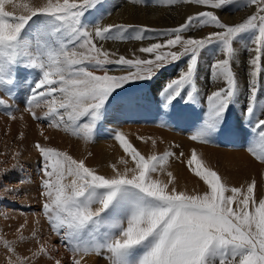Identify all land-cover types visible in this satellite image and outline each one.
Here are the masks:
<instances>
[{
	"label": "snow or ice",
	"instance_id": "6c2138e0",
	"mask_svg": "<svg viewBox=\"0 0 264 264\" xmlns=\"http://www.w3.org/2000/svg\"><path fill=\"white\" fill-rule=\"evenodd\" d=\"M233 2L179 0L196 10L176 26L152 29L133 24L96 23L90 27L87 16L100 0L26 2L20 5L24 10L20 15L5 10L6 4L16 6L18 0H0V91L12 97L18 76L32 75V80L25 81V110L33 119L48 121L50 127L63 125L65 131L90 139L107 107L118 97L121 106L141 99L121 97V92L138 82L155 80L169 65L180 61L185 67L158 90L157 109L168 117L178 102L199 104V61L214 47L211 77L223 86L204 98L202 123L191 136L194 141L207 142L223 129L239 98L234 60L236 45L247 36V98L242 113L249 135L254 137L248 151L264 162V118H260L264 104L257 102L264 73V0H243L244 6H254L255 11L229 23L218 13ZM159 3L171 7L177 0ZM208 27L212 30L205 32ZM130 29H135L133 35H127ZM127 39L156 42L139 47L132 58L110 52L99 43ZM41 104L47 105V111L37 115L33 109ZM0 107L13 116L12 106L2 97ZM113 135L125 155L118 161L122 169L117 163L110 165L111 174H100L83 159L54 147L38 141L34 145L42 158V212L51 232L73 254L71 264H81L89 254L103 256L107 264H264V197L257 199L255 179L240 187L229 186L217 170L205 166L195 149L186 160L183 152L171 150L145 155L121 131ZM129 158L132 167L128 166ZM170 158L185 163L206 190H178L172 172L167 173V182L155 178ZM17 167L18 163L11 169L0 168V179ZM26 223L17 229V242L30 239L23 234ZM31 239L36 240L35 250L20 256L16 242L0 237L12 254L9 264H37L41 258L62 264L51 255L49 244L39 240L36 230Z\"/></svg>",
	"mask_w": 264,
	"mask_h": 264
},
{
	"label": "rangeland",
	"instance_id": "374dc122",
	"mask_svg": "<svg viewBox=\"0 0 264 264\" xmlns=\"http://www.w3.org/2000/svg\"><path fill=\"white\" fill-rule=\"evenodd\" d=\"M125 1L129 2L128 0ZM26 2L27 1H23V3ZM33 2H35V0L28 1L27 3H33ZM20 4L21 2L20 3L18 2L16 6H13L12 4H8V6L5 5V10L13 11L16 15L23 14L24 10L20 6ZM138 4H142L144 5L143 7L146 8H148V6L153 8H159L161 5L159 3V0H146V3H138ZM178 4L179 5L181 4L179 3V0H177V3L175 5L171 7L169 6L166 7H169L171 9L178 7L179 6ZM113 7L109 2V0H100V4L97 6V8L92 10L88 14L87 20L91 22V26L96 23H100L103 25L104 18L101 17L102 15L99 14L100 13L106 14L107 11L111 12V9ZM20 11L22 12L18 13ZM254 11H255L254 6L251 5L244 6L243 0H234L231 6L225 8L223 14L225 16L228 15L230 17L231 16L242 17L245 15L243 18H246L247 15L251 14ZM241 19L242 18H240V20ZM115 24H122V23L117 22ZM167 27H172V26L166 25L165 28ZM153 29H157V28H153ZM211 30H212L211 27H208L205 29V32ZM28 31L31 32L32 29L30 28L28 29ZM134 33L135 32H132V30H129L127 35H133ZM147 35L154 36L155 34L148 33ZM144 41L150 43L155 42L154 39L150 41L146 39ZM114 42L119 44L130 43L134 45L137 43H141L142 41L127 39V40L114 41ZM249 46L250 45L248 43L247 36L241 39L236 45L237 54L234 60V70L237 72L238 80L240 83V95L233 109L228 113L226 117L227 122L224 125L223 129L213 134L212 137L214 138V143H212V146L224 148L229 151L242 150L255 162L264 165V162L257 160L248 151L249 146L254 143V137L249 135L248 124L245 120H243V113H242V108L247 98V92L244 88V80L248 70L247 61L249 59V53L247 51V47ZM214 58H216L214 47H210L209 49H207V51L201 56L199 61L198 73H197V86L200 92V103L192 106L185 105L182 102L176 103V106L178 108L174 110L176 111L179 110L180 115L178 114L174 116L175 114L173 113V115L168 117L167 120V117L162 116L159 110L157 109L156 101H155L156 98L154 99L151 98L150 100H148L149 103L148 102L146 103L145 101L143 103L139 102L137 104H133L130 106H121L120 104H118V106H116V108L111 113L105 115V118L98 124L100 123L104 124L105 122L106 125L107 123L106 126L113 135L115 131H119L118 127L135 126L142 124H145L143 126L150 125L152 123L149 122L148 118L152 117L160 120V122H162V119H164L166 130H170L168 126L174 123V125H177L179 128H181L180 130L182 132L181 135H183V133L184 135H188V134L190 135L193 132L196 133L198 127L202 123V108L205 106L204 98L211 91L215 90L218 87L223 86L222 82H214L211 77L210 65L211 62L214 60ZM183 67H185L184 61H180L175 64L169 65L165 70H163L158 75V76L165 75L166 77L169 75L168 78L164 80V78L160 77L159 79L164 83L169 79H171L172 77H175L179 72V70ZM32 79H33L32 75H28L26 73L20 74L18 76V83L14 88L15 95L12 97L8 96L3 91H0V97H2L5 101H7L8 104L12 106L11 110L13 113V116L9 117L7 111L3 107H0V168L11 169L14 164L17 163L19 164V167H17L13 171L8 172L6 175L2 177V179H0V197H2V199H0V237H3L4 239H7L9 241L16 242L15 247L17 254L20 256H25V255H29V249H32L34 251L37 246L36 240L31 239V234L33 230H36L39 240L41 242H47L49 244L51 248V255L53 257H55L56 259H60L62 261V264H71L73 254L64 246L63 243L59 242L55 234L51 232L50 226L47 222V218L44 216L42 212V204L44 201V198L41 197L40 195V192L42 191L40 187L41 176H42L40 169L42 164V158L39 156L34 145L38 141L44 146L54 147L60 151H64L67 153H70L69 151H71V156H73V158L76 159L77 156L75 149L77 148L75 147L70 148L69 146H65V144L62 143V139H60V137L68 136L72 141H75L77 139L80 140L82 138L81 141L83 143L85 141H88V139H83L82 134L79 135L76 134L75 136V134H72L73 132L65 131L63 125L59 127H50L48 121L45 120L38 121L33 119L31 113L25 110L26 109L25 99L28 95L27 84L25 83V81L26 80L30 81ZM263 81H264V73L261 74V78H260V85H259L260 91L258 93V98H257L258 104H264ZM154 82L155 80L138 82L137 84L130 85L126 88V90L121 92L120 96L125 97L129 95H135L143 91L145 95L149 97L148 92L149 91L154 92L155 90ZM118 99L119 97L117 98V100ZM181 109H184V111L185 109L190 111L192 110V112H194L193 113L194 116L190 118L188 117V114L185 113L182 114L183 111ZM33 110L37 113V115H42L45 111H47V105L41 104L40 107L34 108ZM260 118H264V117L261 116ZM191 129L194 130L191 131ZM41 130H43V135L41 134ZM52 131L61 134V136L58 138L59 144H57L58 141L56 142V140L51 136ZM223 132L228 134L227 137L229 140L223 139L224 136L221 135ZM97 134L99 135L96 137L93 136L91 137L92 141L95 142L98 141L96 138H98L101 135V133H97ZM45 137H48V139L45 140ZM100 138L102 137L100 136ZM92 141H91V145L94 144ZM221 143L226 145H221ZM121 152L123 153L122 149ZM17 153H19V156H16ZM85 153H86L85 157H89V155H91L90 153L88 155L87 154L88 152ZM182 164H184L183 167L187 170V172L191 174L192 172L189 170L188 167H186L185 163L182 162ZM166 167L167 170L165 169V171L168 173L169 172L168 164ZM217 171L219 172V169ZM260 175H261L260 176L261 182L256 180L257 181V187L255 190L256 195L258 192L257 190H259V193L261 192L264 193V170L263 172H261ZM237 179L241 186V185H246L247 182H249L251 179L254 178H250V180H247V178H237ZM9 188H15L18 190L7 191L6 189ZM25 221L27 223L25 228L23 229V234L26 237H29L30 239L24 243H20L17 242V236H18L17 229L21 224H24ZM11 255L12 254L9 253L7 249L3 246V243L0 242V264H9V257ZM12 259L15 260V257L13 256ZM83 259L81 260V264H89L90 260L92 259L93 261H98V263L102 261L107 263V260L103 258V256H98L96 254H89L87 256H84ZM37 264H53V261L47 258H41L40 260L37 261Z\"/></svg>",
	"mask_w": 264,
	"mask_h": 264
},
{
	"label": "bare ground",
	"instance_id": "6f19581e",
	"mask_svg": "<svg viewBox=\"0 0 264 264\" xmlns=\"http://www.w3.org/2000/svg\"><path fill=\"white\" fill-rule=\"evenodd\" d=\"M23 1L28 2L32 0H18L19 3L21 2L20 5H22ZM128 1L129 2H126L125 0H109L112 7L113 6L115 7L111 9V12L107 11L106 14H102V13L99 14V15H102L101 17L104 18L103 25L115 24L119 22L122 24L148 26L149 28H152V29L153 28L163 29L166 27V25L175 26L176 23L178 25L179 23L183 21V19L185 18L187 14H190L196 10L194 7H189L184 4H180V5L178 4L179 5L178 7L171 8V9L169 7H166V5L164 4H161L159 8H153L149 6L148 8H146V7H143L144 5L142 4H138V3L132 4L133 0H128ZM35 2H39V0H35ZM6 6H8V4H6ZM21 12L22 11L18 13H21ZM223 13L224 12L222 11L218 14L221 16V18L224 21L229 22V23L239 22L240 18H243L245 16L244 15L242 17L241 16H235V17L231 16L230 17L228 15L225 16ZM86 23H88V25L91 27V22L89 20H87ZM130 30H132V32H135V29H130ZM99 43H102L103 47L109 50L110 52H116L117 55L122 54L128 58H132L133 52H135L141 46H146L150 42L142 41L141 43L132 45L130 43L129 44L128 43L119 44L114 41L108 40V41H103ZM137 55H139L138 52H137ZM116 74H120V73H116ZM168 76L166 77L165 75H160L157 77V79H155V82H154L155 90L154 92H150V91L148 92L149 97H147L143 91L135 94V96L141 97L139 102L143 103L146 101V103L147 102L149 103L148 100H150L151 98L153 99L156 98L157 100L158 90L163 85V82L159 78L162 77L164 78V80H166ZM118 101L119 99L117 101H114L111 105L107 107L106 115L111 113L116 108V106H118L119 104ZM177 108L178 107L175 105L174 109H177ZM174 109L168 114V117L172 116L173 113L175 114L174 116L179 114V110L176 111ZM181 110L183 111V112L181 111L182 114L184 113L188 114V117L190 118L194 116L193 114L194 112H192V110L191 111L187 109H185V111L184 109H181ZM168 117H167V120H168ZM148 119H149V122H151L152 124L146 125V126H143L145 124H142V125H135V126L118 127L119 131L125 134L127 138L143 154L148 155L153 152L157 154H162L166 150H171V151H175L177 154L183 152L185 154L183 159L186 160L188 156H190L191 150L195 149L197 154L203 159L205 166H210L213 169H217V170L219 169V174L224 178V180L230 186L240 187V184L237 178H247V180H250V178H254L255 180L261 182L260 174L264 170V165L255 162L252 158H250L242 150L229 151L224 148L213 147L212 146V143H214L213 137H211L209 141L207 142H203L199 140L194 141L191 139V136L195 134L194 132L191 133L190 135L189 134L184 135L183 133L184 135L183 136L181 135L182 133L180 131L181 128H179L177 125H174V123L168 126L170 130H166L164 119H162V122L152 117H149ZM106 125H105V122L104 124H101V123L98 124V126L96 127L97 130L96 128L94 129L93 137L98 136L99 134L97 133H101L100 136L102 138H100L99 136L98 138H96L98 140L96 142L92 141V138H90L88 139V141H85L86 143L84 142L86 145L81 141L82 138L80 140L77 139L75 141H72L68 136L60 137L61 134L55 133L54 131L51 132V136L56 140V142L58 141V138L60 137V139H62V143L65 144V146H69L70 148L72 147L77 148L75 149L77 157L75 155L74 156L78 160L83 159L87 166L96 169L100 174H111L110 165L112 163L118 164L119 158L121 156H124L125 154L121 152L118 142L115 141L114 136L109 131ZM192 130L194 129H191V131ZM110 133L112 136L110 135ZM221 135L224 136V138L221 136L224 140H229L227 137L228 136L227 133L223 132ZM140 137H143L144 139L141 140L139 139ZM83 139L85 138L83 137ZM152 140L156 141L155 145L152 144ZM91 141L94 143L93 145H91ZM57 144H59V141ZM174 145H178L179 147H174ZM221 145H226V144L221 143ZM69 152L70 153L68 154L71 155V151ZM85 152H88L87 154L89 155L90 153L91 155H89V157H85L86 156ZM128 166L129 167L133 166L130 158H129ZM183 166L184 164H182L181 160L170 158L168 161V169H169V172H172L173 176L175 177L177 189L185 190V191H188L189 193L205 191L206 188L203 182L198 177H196L194 174L192 173L190 174L189 172H187V170ZM118 167L122 169L123 165L118 164ZM165 169L167 170V167H165ZM165 169L163 172L155 173L154 177L162 180L163 182H167L170 178L168 177ZM257 191H258L256 195L257 199L264 197L263 192L259 193V190ZM89 264H107V263L103 261L98 263V261H93L92 259L90 260Z\"/></svg>",
	"mask_w": 264,
	"mask_h": 264
}]
</instances>
